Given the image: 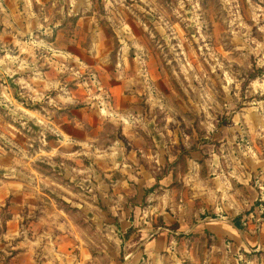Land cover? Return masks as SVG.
Wrapping results in <instances>:
<instances>
[{
  "label": "rangeland",
  "instance_id": "obj_1",
  "mask_svg": "<svg viewBox=\"0 0 264 264\" xmlns=\"http://www.w3.org/2000/svg\"><path fill=\"white\" fill-rule=\"evenodd\" d=\"M238 217L264 219V0H0V264L261 263Z\"/></svg>",
  "mask_w": 264,
  "mask_h": 264
},
{
  "label": "crops",
  "instance_id": "obj_2",
  "mask_svg": "<svg viewBox=\"0 0 264 264\" xmlns=\"http://www.w3.org/2000/svg\"><path fill=\"white\" fill-rule=\"evenodd\" d=\"M3 9H4V7H3ZM262 221H263L262 223H258V225H256V226L253 225L252 223H248L249 224L248 228L250 231L245 230V232H241V231L235 229L233 224H231V230H230L229 234L234 236L235 241L237 243L244 244L245 246L251 248L253 252L263 253L264 252V219ZM255 228H257L258 232H259L258 238H255L254 236H252V234L254 232L253 230H255ZM254 257L255 258L250 261V264H253L256 260L259 259L257 257V255H255ZM260 257L262 258V261H261V263L258 262V264H264V258L262 257V254ZM18 260L21 261L20 259H18Z\"/></svg>",
  "mask_w": 264,
  "mask_h": 264
},
{
  "label": "trees",
  "instance_id": "obj_3",
  "mask_svg": "<svg viewBox=\"0 0 264 264\" xmlns=\"http://www.w3.org/2000/svg\"><path fill=\"white\" fill-rule=\"evenodd\" d=\"M233 226L235 229L239 231L243 230V225L241 224V217H238L237 219H235Z\"/></svg>",
  "mask_w": 264,
  "mask_h": 264
}]
</instances>
